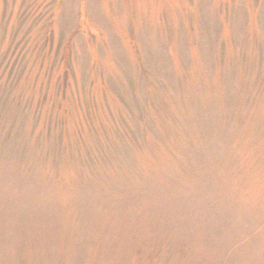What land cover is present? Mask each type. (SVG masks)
Segmentation results:
<instances>
[{
	"label": "rangeland",
	"instance_id": "374dc122",
	"mask_svg": "<svg viewBox=\"0 0 264 264\" xmlns=\"http://www.w3.org/2000/svg\"><path fill=\"white\" fill-rule=\"evenodd\" d=\"M0 264H264V0H0Z\"/></svg>",
	"mask_w": 264,
	"mask_h": 264
}]
</instances>
